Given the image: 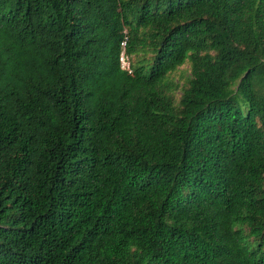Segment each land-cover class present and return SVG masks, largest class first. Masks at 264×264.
<instances>
[{
  "label": "trees",
  "instance_id": "trees-1",
  "mask_svg": "<svg viewBox=\"0 0 264 264\" xmlns=\"http://www.w3.org/2000/svg\"><path fill=\"white\" fill-rule=\"evenodd\" d=\"M0 264H264V0H0Z\"/></svg>",
  "mask_w": 264,
  "mask_h": 264
},
{
  "label": "rangeland",
  "instance_id": "rangeland-1",
  "mask_svg": "<svg viewBox=\"0 0 264 264\" xmlns=\"http://www.w3.org/2000/svg\"><path fill=\"white\" fill-rule=\"evenodd\" d=\"M122 46V45H121ZM142 54V52H139L137 54H135L137 57H140ZM149 53H147L146 56H148ZM134 60V57L133 56H127L124 51H123V47L121 48V51L119 53V63H120V66L121 68L123 69H127V67L129 68V63L130 61ZM188 66L187 64H183L182 66H180L177 70H175L173 73H171V81L172 83L174 84H178V85H181L184 81H185V78L188 76ZM176 97L179 95L180 93V90H176L174 91Z\"/></svg>",
  "mask_w": 264,
  "mask_h": 264
},
{
  "label": "built area",
  "instance_id": "built-area-1",
  "mask_svg": "<svg viewBox=\"0 0 264 264\" xmlns=\"http://www.w3.org/2000/svg\"><path fill=\"white\" fill-rule=\"evenodd\" d=\"M123 44V43H122ZM127 70L129 71V68L127 67Z\"/></svg>",
  "mask_w": 264,
  "mask_h": 264
}]
</instances>
